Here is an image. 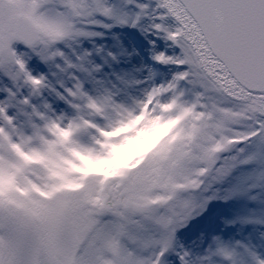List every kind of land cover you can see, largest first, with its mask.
I'll list each match as a JSON object with an SVG mask.
<instances>
[{
  "label": "snow or ice",
  "instance_id": "6c2138e0",
  "mask_svg": "<svg viewBox=\"0 0 264 264\" xmlns=\"http://www.w3.org/2000/svg\"><path fill=\"white\" fill-rule=\"evenodd\" d=\"M125 26L173 50L135 108L79 46ZM141 117L175 124L105 171ZM0 264H264V0H0Z\"/></svg>",
  "mask_w": 264,
  "mask_h": 264
},
{
  "label": "rangeland",
  "instance_id": "374dc122",
  "mask_svg": "<svg viewBox=\"0 0 264 264\" xmlns=\"http://www.w3.org/2000/svg\"><path fill=\"white\" fill-rule=\"evenodd\" d=\"M134 11V9H129ZM99 31L101 34L96 37L84 39L80 42V47L87 51H92L93 48H99L102 51L99 54H94L93 63L100 67L101 71L94 74V78L101 82L103 87L110 88L117 83V80L124 82L119 86L121 93V102L129 108L137 106L135 97H141L143 91L151 86V82L143 83L147 80L150 71L156 73L154 82L160 84L161 82L171 78V71L168 67L155 64L151 59L153 51H167L169 55L172 54V49L167 48L164 40H159L153 49L150 38L139 28L131 27H114L110 30L93 29ZM112 39L121 43L124 46V53L127 55L129 62L123 61L114 52L112 47ZM151 39H155L154 37ZM22 47V46H20ZM178 53V49L175 50ZM109 53L116 57V60H111ZM134 82H141L139 84ZM93 91L97 89L93 86ZM159 103V102H157ZM147 106H145L146 108ZM171 107V105H169ZM150 114V113H149ZM141 118H138L133 125L119 130L116 135L123 134V139L120 143L114 145L112 158L106 161L102 167L105 171H114L130 164L133 160L137 163L140 159L156 145L160 138L167 134L169 129L174 126L175 121L156 129H150L147 124H141ZM139 126V127H137ZM133 132L134 134L128 135ZM135 166V165H133ZM89 167L93 165L89 164ZM246 207L244 199L229 202L225 206V210L229 213L243 214ZM203 221H196L191 224L189 231L195 236L198 230L203 226Z\"/></svg>",
  "mask_w": 264,
  "mask_h": 264
},
{
  "label": "bare ground",
  "instance_id": "6f19581e",
  "mask_svg": "<svg viewBox=\"0 0 264 264\" xmlns=\"http://www.w3.org/2000/svg\"><path fill=\"white\" fill-rule=\"evenodd\" d=\"M112 47H113V50L114 52L118 55V57L123 61V63H128L129 60H128V57L127 55L124 53V46L121 45L120 42L112 39Z\"/></svg>",
  "mask_w": 264,
  "mask_h": 264
}]
</instances>
